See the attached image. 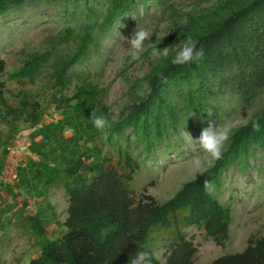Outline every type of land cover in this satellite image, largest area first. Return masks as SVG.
Listing matches in <instances>:
<instances>
[{"label":"rangeland","instance_id":"rangeland-1","mask_svg":"<svg viewBox=\"0 0 264 264\" xmlns=\"http://www.w3.org/2000/svg\"><path fill=\"white\" fill-rule=\"evenodd\" d=\"M113 1L35 0L0 15L4 96L10 106L21 109L20 113H13L4 107L0 116V158L4 164L0 176V264H29L40 255L45 238H57L65 231L69 215L65 177L60 174L44 191L43 186H36L33 174L28 171L30 159L38 158L31 151L30 135L41 124L28 121L26 103L32 116L38 114L42 124L60 121L63 118L62 107H58L60 99L71 98L82 84L96 87L110 114L108 126L100 130L90 145L97 144L121 172L126 171L122 151L129 152L136 166L130 188L138 195H152L159 202L170 199L185 182L200 175L191 165L190 148L209 122L221 124L230 118L234 133L264 112V86L254 89L248 78L242 88H226L220 85L218 75L207 80L210 91L200 108L190 106L187 97L177 96L173 86L167 89L170 99L162 112V133L156 134V128H151L150 149L145 136L131 127L117 133L111 123L119 120L127 105L142 99L149 91L147 76L161 59L151 55L153 48L169 47V56H174L188 36L207 28L222 1L149 0L103 30L96 22L103 20ZM90 14L92 20L88 19ZM247 27H258L256 36L249 35L245 42L246 47L258 54L256 42L264 47V20ZM139 28L152 35L144 42L140 58L132 60L127 38ZM87 32L91 33V39L86 54L71 67L66 83H58L56 68L81 48ZM226 51L232 52L233 47L228 45ZM48 52L49 58L34 78L19 75L28 60ZM242 67L247 68V75H254L253 63L243 62ZM63 132L66 137L74 134L70 125H65ZM35 140L41 142L44 138L39 136ZM212 193L232 213L225 244H217L203 225L189 224L185 220L189 210H184L178 212L173 227L155 230L149 246L158 260L165 262L171 242L179 232L198 248L194 264H212L222 255L242 252L250 240L264 235V149L259 142H252L238 162L223 170ZM37 214L46 228L45 235L33 230L27 219ZM143 264L150 263L146 260Z\"/></svg>","mask_w":264,"mask_h":264},{"label":"trees","instance_id":"trees-1","mask_svg":"<svg viewBox=\"0 0 264 264\" xmlns=\"http://www.w3.org/2000/svg\"><path fill=\"white\" fill-rule=\"evenodd\" d=\"M33 1L0 0V15ZM148 1L114 0L103 20L95 21L96 25L103 30L108 29L117 19ZM221 1L211 15L207 28L192 37L198 41V47L203 46L204 59L177 66L170 62L173 56L161 58L147 76V94L127 105L119 120L111 123L117 133L122 134L131 127L139 135L145 136L149 149L153 147L150 131L156 128V134L162 133V112L168 107L170 94H167V89L170 86L174 87L177 96L187 97L190 106L199 108L210 91L207 80L211 77L220 75L219 83L226 88H242L248 78L254 89L264 86V47L256 42L260 52L254 54L252 48L245 46L248 36L258 33V27L251 29L247 24L264 20V0ZM88 19L92 20L91 14ZM90 34L87 32L81 48L56 68L58 83H66L71 67L86 54ZM252 41L255 42L256 38H252ZM228 45L233 47L232 52L226 51ZM49 55V52L35 55L25 63L19 75L34 78ZM252 57H256V60ZM243 62L254 64V75H247V68L242 67ZM4 70L5 62L0 60V116L4 107L13 113L21 112L20 108H13L6 101L1 80ZM161 73L167 77V83L161 81ZM186 88L188 93H185ZM72 100H75L74 104ZM28 106L27 103L24 105L30 117L28 121L33 125L41 124L30 135L31 151L38 158L35 161L30 159L28 171L33 174L36 186H43L44 191L56 182L60 174L63 175L70 197L65 231L57 238H45L40 255L31 259L29 264H131L138 252L147 253L150 264H194L198 248L193 240L180 232L174 236L165 262L158 260L149 246L155 230L173 227L178 212L184 210H189L185 216L189 224L203 225L217 244H225L229 237L231 210L212 192L209 194L204 189V182L219 184L223 170L238 162L252 142H259L264 149V112L234 131L222 159L202 175L185 182L173 197L159 202L152 195H138L130 188L136 166L129 152L122 151L126 171L121 172L108 156L103 155V150L97 144L90 145L100 134V130L93 127L91 122L93 110L97 116L108 117L110 114L96 87L82 84L71 98L60 99L58 107H62L63 115L60 121L42 124L38 114L33 117ZM257 119L261 130L253 132L251 122ZM65 125H70L74 130L72 136H65ZM39 136L44 140H35ZM3 167L0 158V176ZM27 219L33 230L45 235L46 228L40 214L28 216ZM212 264H264V235L250 240L242 252L222 255Z\"/></svg>","mask_w":264,"mask_h":264},{"label":"clouds","instance_id":"clouds-1","mask_svg":"<svg viewBox=\"0 0 264 264\" xmlns=\"http://www.w3.org/2000/svg\"><path fill=\"white\" fill-rule=\"evenodd\" d=\"M152 33L145 28H139L135 31L131 38H127V43L130 46L129 55L132 60H138L144 51V42L149 40ZM170 54L169 47L162 49L153 48L151 55L157 58H167ZM205 57V50L203 46L198 47V41L188 36L182 46L171 59L173 65L191 64L194 62L202 61ZM162 82L167 83V77L162 73L160 74ZM91 122L93 127L98 130H103L108 126V119L106 116H97L95 110L91 114ZM253 132H260L261 124L259 120H253L251 122ZM234 123L230 118H225L221 124L208 123V126L203 128L200 136L195 139V145L191 146V165L194 170L203 174L208 167H211L214 161L222 159L223 150L233 134ZM199 151V155L197 152ZM203 157V158H202ZM204 189L211 194L213 191V185L209 181L204 182ZM148 254L144 252H138L136 257L131 261V264H143L147 260Z\"/></svg>","mask_w":264,"mask_h":264}]
</instances>
